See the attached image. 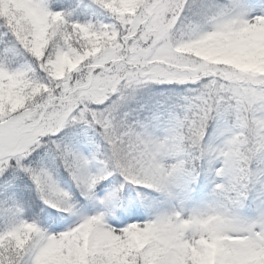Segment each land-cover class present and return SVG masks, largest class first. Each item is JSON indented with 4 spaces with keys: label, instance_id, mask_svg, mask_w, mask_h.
Returning <instances> with one entry per match:
<instances>
[{
    "label": "snow or ice",
    "instance_id": "obj_1",
    "mask_svg": "<svg viewBox=\"0 0 264 264\" xmlns=\"http://www.w3.org/2000/svg\"><path fill=\"white\" fill-rule=\"evenodd\" d=\"M91 3L108 23L0 0V264H264V4ZM69 128L103 143L80 151ZM202 171L211 191L191 204Z\"/></svg>",
    "mask_w": 264,
    "mask_h": 264
},
{
    "label": "rangeland",
    "instance_id": "obj_2",
    "mask_svg": "<svg viewBox=\"0 0 264 264\" xmlns=\"http://www.w3.org/2000/svg\"><path fill=\"white\" fill-rule=\"evenodd\" d=\"M86 1H88L89 3L91 2V0H86ZM49 2H50L51 6L54 10L63 9L64 11L71 13L73 19L79 18V16L74 14L76 9L75 8L71 9L67 3L63 2V0H49ZM245 2L247 4L253 6L254 8H257V9H258L259 5L264 4V0H245ZM78 5L79 4L77 3V7H79ZM90 20L92 21L91 18H90ZM97 20L102 21L104 23L109 22L106 15H104V14H101ZM97 20H94V22ZM1 45L2 44H0V47H1ZM163 86L165 87L168 85H163ZM170 87H172V86H170ZM152 88H153V90L170 91L168 87L162 88L161 85H153ZM174 88H177V87L175 86ZM79 138H80V140L75 142L73 144V146L76 147L78 150L83 151L85 153L92 150L94 148L95 144H101L102 145V143H103L100 140V137L97 136L95 133H93L91 130L81 129ZM44 163L53 171L56 179L59 181L61 186L64 187L69 192H71L74 199L76 200V202L79 203V200L77 199V195H76L75 185L72 183V181L68 177L67 173L64 172L63 168L59 165V161L58 160L53 161L51 159V157H49V158L45 159ZM24 185L31 187V182L27 181L26 177H25V184ZM117 186H118V183H115V181H113L107 187L103 188L102 190H98L97 195L98 196L108 195ZM31 188L35 189L34 187H31ZM135 191H136V189H133L131 186H126L123 195H126L127 193H134ZM142 191H143V194L146 197H148L149 199H151L152 197H157L159 200L164 201V197L160 196V194H158L156 192L150 191L148 189H142ZM210 191H211V185H209V186L207 185L206 187L203 186L201 188L200 186H197V183H194L193 185L190 186V189L186 194V198H187L188 202H190L191 204H198V203H200V202H202L208 198ZM17 200H18V203H21V201H22L19 198H17ZM259 204H260L259 199L258 198L255 199L253 206H255L257 208L259 206ZM163 206L167 207V203L165 202ZM92 207H93L92 202H90V201L85 202V210L91 209ZM142 207H143V204H142ZM147 211L148 210L145 209L146 214H147ZM254 214H255L254 207L252 210L247 209L246 207H244L242 209V215L252 216ZM24 215H25V212H23V216ZM24 218H26V216H24ZM0 219L2 222L3 216H0ZM72 219H74V217ZM0 226H2V223H0ZM67 226L68 225L66 224L65 227H67ZM57 230H60V229H57Z\"/></svg>",
    "mask_w": 264,
    "mask_h": 264
},
{
    "label": "trees",
    "instance_id": "obj_3",
    "mask_svg": "<svg viewBox=\"0 0 264 264\" xmlns=\"http://www.w3.org/2000/svg\"><path fill=\"white\" fill-rule=\"evenodd\" d=\"M72 1H74V0H72ZM82 3L81 2L79 3V10H77L80 18L81 17H85L86 19L91 18L94 21V20H97L101 14H103L102 11L99 8H97L94 4H92L91 2L89 3V2L83 1ZM78 19L79 18H77V20ZM2 47H3V45L1 46V48ZM171 89L174 90V87H171ZM171 89H170V91H171ZM66 133L68 134L69 139L74 140V139H76L77 129L69 128L66 130ZM24 190L30 191L33 195H35V189H33L29 186L24 185ZM75 190H76L77 199L80 202V200H82L83 197L80 195V192L76 189V187H75ZM4 191H5V187H4L3 183H0V200L4 199ZM21 204H23V201H21ZM24 212H25L24 216H26V218H31L30 213L28 212L26 206L24 207Z\"/></svg>",
    "mask_w": 264,
    "mask_h": 264
},
{
    "label": "clouds",
    "instance_id": "obj_4",
    "mask_svg": "<svg viewBox=\"0 0 264 264\" xmlns=\"http://www.w3.org/2000/svg\"><path fill=\"white\" fill-rule=\"evenodd\" d=\"M258 69L260 70H264V62H260L258 65H257Z\"/></svg>",
    "mask_w": 264,
    "mask_h": 264
}]
</instances>
